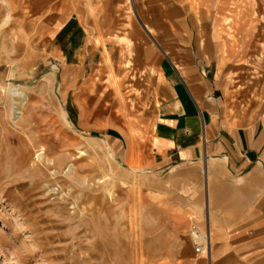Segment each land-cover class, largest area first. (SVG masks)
<instances>
[{
	"label": "rangeland",
	"instance_id": "1",
	"mask_svg": "<svg viewBox=\"0 0 264 264\" xmlns=\"http://www.w3.org/2000/svg\"><path fill=\"white\" fill-rule=\"evenodd\" d=\"M231 1L0 0V264H157L184 241L172 222L180 193L148 164L157 71L108 52L92 69L33 59L42 17L91 15L115 40L144 22L177 70L187 51L212 63L226 113L254 121L264 114V0ZM14 87L25 100L14 103Z\"/></svg>",
	"mask_w": 264,
	"mask_h": 264
},
{
	"label": "crops",
	"instance_id": "2",
	"mask_svg": "<svg viewBox=\"0 0 264 264\" xmlns=\"http://www.w3.org/2000/svg\"><path fill=\"white\" fill-rule=\"evenodd\" d=\"M224 1L222 7L231 9L234 2ZM112 31L113 26L91 15L49 12L39 22L36 40L41 49L33 48L31 57L92 69L108 52L142 71H157L162 101L148 164L151 170L166 172L180 193L172 222L175 233L184 236L180 250L157 264H209L207 251L197 252L190 236L194 228L210 234L211 264H264V114L254 121L230 117L218 76L210 73L212 63L187 51L180 59L183 69L177 70L168 46L154 40L146 23L124 29L119 40L105 34ZM84 109L93 110V97H87ZM130 143L122 141L119 147L128 160Z\"/></svg>",
	"mask_w": 264,
	"mask_h": 264
},
{
	"label": "built area",
	"instance_id": "3",
	"mask_svg": "<svg viewBox=\"0 0 264 264\" xmlns=\"http://www.w3.org/2000/svg\"><path fill=\"white\" fill-rule=\"evenodd\" d=\"M190 236L196 245L197 252L203 250L207 251V257L209 264H211V250H210V234L208 231L201 232L197 228H194L190 232Z\"/></svg>",
	"mask_w": 264,
	"mask_h": 264
},
{
	"label": "bare ground",
	"instance_id": "4",
	"mask_svg": "<svg viewBox=\"0 0 264 264\" xmlns=\"http://www.w3.org/2000/svg\"><path fill=\"white\" fill-rule=\"evenodd\" d=\"M9 17V16H8ZM10 18V17H9ZM9 20V19H8ZM144 26H146V25H144ZM148 29V28H147ZM150 32V31H149ZM150 33H152V31L150 32ZM222 48V47H221ZM10 95L13 97V99H14V101L16 100V98H20V99H22V100H25L26 99V97H27V94L25 93V91H23V90H21L20 88H16V87H14V88H12L11 89V93H10ZM14 103H16V101L14 102ZM13 106H14V104H13ZM14 114H19L20 115V113H21V111H19V109H18V106H14ZM18 115H16V117H17Z\"/></svg>",
	"mask_w": 264,
	"mask_h": 264
}]
</instances>
